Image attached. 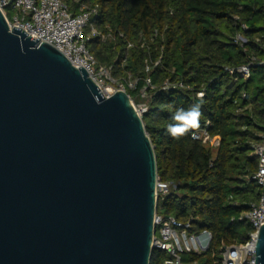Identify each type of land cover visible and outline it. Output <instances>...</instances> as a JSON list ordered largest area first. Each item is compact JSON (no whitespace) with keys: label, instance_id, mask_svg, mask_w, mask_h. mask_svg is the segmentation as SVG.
I'll use <instances>...</instances> for the list:
<instances>
[{"label":"water","instance_id":"water-1","mask_svg":"<svg viewBox=\"0 0 264 264\" xmlns=\"http://www.w3.org/2000/svg\"><path fill=\"white\" fill-rule=\"evenodd\" d=\"M157 178L130 96L104 97L0 8V264H151Z\"/></svg>","mask_w":264,"mask_h":264},{"label":"trees","instance_id":"trees-1","mask_svg":"<svg viewBox=\"0 0 264 264\" xmlns=\"http://www.w3.org/2000/svg\"><path fill=\"white\" fill-rule=\"evenodd\" d=\"M89 2L99 6V31L118 34L115 42L92 40L90 53L100 65L112 67L116 79H139L133 95L128 94L148 108L143 121L155 149L158 176L174 186L158 211L182 222L193 218L198 230L213 234L215 252L222 245L245 243L253 229L238 218L262 194L252 180L258 162L251 153L264 134V65L252 67L249 80L236 81L228 70L246 66L253 58L264 62V0ZM239 34L247 40L243 47L234 43ZM130 43L135 47L128 49ZM158 61L159 66L146 72L147 63L154 66ZM148 79L156 89L142 100L140 91ZM166 81L181 82L184 88L159 90ZM204 90L205 97L199 99L197 94ZM195 104L201 106L199 127L171 137L166 127L175 122L176 111ZM208 122L211 134L221 138L217 151L191 139V133ZM212 258L209 251L189 260L221 261ZM165 260L155 250L151 264Z\"/></svg>","mask_w":264,"mask_h":264},{"label":"built area","instance_id":"built-area-1","mask_svg":"<svg viewBox=\"0 0 264 264\" xmlns=\"http://www.w3.org/2000/svg\"><path fill=\"white\" fill-rule=\"evenodd\" d=\"M0 8L3 10L11 29H23L36 41L41 39L59 50L75 68L80 69L82 67L86 70L104 97L109 98L118 91H124L128 94L137 89L139 79L133 78L131 75L124 79H116L113 75V68L99 66L90 53L88 44L92 40L96 39L103 43L115 42L118 34L114 32L103 33L94 27L100 9L99 6L92 5L89 0H70V2L67 0H0ZM7 10L14 13L12 18L9 17ZM87 27L90 28L89 32L86 31ZM242 28L247 31L246 26L243 25ZM119 36L122 37L123 35ZM234 43L243 47L247 44V40L239 34L234 38ZM133 47L135 45L132 43L128 45V49ZM142 47L144 46L142 45ZM159 65V61L154 66L147 63L146 72H150ZM263 65L264 62H259L253 58L248 65L228 70V72L235 77L236 81L238 79L249 80L251 68ZM183 88L184 85L181 82L166 81L159 90L177 91ZM155 89L156 87L151 80H146L140 91V98L146 100L149 91ZM205 93V90L199 92L197 97L202 99L205 97ZM243 99H248L246 94H243ZM136 109L142 116L148 111L146 106H139ZM210 126L208 122L204 127L195 129L191 133V139L213 151H217L221 145V138L211 134ZM251 157L258 162V171L252 180L261 188L262 194L259 201L251 205V210L241 215L238 220H247L253 230L249 233L245 243L232 246L222 245L219 249V255L222 258L221 261L217 262L219 264H256V245L260 229L264 225V134L260 136L259 142L252 145ZM173 187L171 183L163 182L158 176L154 251H160L167 255L163 264H203L201 262H186L184 259L186 255L201 256L207 253L212 248L213 234L208 230H198L193 218L187 222H182L175 217H165L158 213L159 203L170 195Z\"/></svg>","mask_w":264,"mask_h":264},{"label":"clouds","instance_id":"clouds-1","mask_svg":"<svg viewBox=\"0 0 264 264\" xmlns=\"http://www.w3.org/2000/svg\"><path fill=\"white\" fill-rule=\"evenodd\" d=\"M201 106L195 104L188 110L179 109L172 117L174 123H169L166 132L173 138H180L190 129L199 127V119L202 115Z\"/></svg>","mask_w":264,"mask_h":264},{"label":"rangeland","instance_id":"rangeland-1","mask_svg":"<svg viewBox=\"0 0 264 264\" xmlns=\"http://www.w3.org/2000/svg\"><path fill=\"white\" fill-rule=\"evenodd\" d=\"M67 1L70 2V0H67ZM7 13H8V15H9L10 18H12L13 15H14V13L11 12V10H7ZM94 27H95L96 29H98V24H97V22L94 23ZM89 29H90V28L87 27L86 31L89 32ZM98 30H99V29H98ZM97 63H98V62H97ZM98 65L100 66L99 63H98ZM129 94L133 95V92L130 91ZM133 101H134V100H133ZM134 102H135V101H134ZM135 105H136V107H139V106L142 107V105H141V104H138V103H137V104L135 103ZM158 213L161 215V211H158ZM235 244H238V243H235ZM209 251L211 252V257L214 258L215 256H218L219 259H222L221 256L219 255V251L215 252V251L212 250V248H211ZM209 251H208V252H209ZM208 252H207V253H208ZM205 254H206V253H205ZM163 256L167 258V255H166L165 253H163ZM190 257H191V255H186V256H185V259H187V262H191V261L189 260ZM213 258H212V259H213ZM217 262H218V261L213 260V261H212V264H216ZM201 263L204 264L205 262L202 261Z\"/></svg>","mask_w":264,"mask_h":264}]
</instances>
